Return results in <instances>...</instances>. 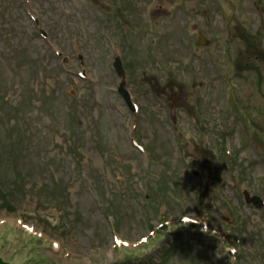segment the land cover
<instances>
[{"label":"rangeland","instance_id":"374dc122","mask_svg":"<svg viewBox=\"0 0 264 264\" xmlns=\"http://www.w3.org/2000/svg\"><path fill=\"white\" fill-rule=\"evenodd\" d=\"M0 264H264V0H0Z\"/></svg>","mask_w":264,"mask_h":264},{"label":"water","instance_id":"95a60500","mask_svg":"<svg viewBox=\"0 0 264 264\" xmlns=\"http://www.w3.org/2000/svg\"><path fill=\"white\" fill-rule=\"evenodd\" d=\"M121 66H122V65H121V60L119 59V60L117 61V63H116V67H117L118 72H119L120 74H123V71H124V70H123V68H122ZM254 202H255V204H256L257 206L262 205V200H261V198H259V197L255 198Z\"/></svg>","mask_w":264,"mask_h":264},{"label":"trees","instance_id":"16d2710c","mask_svg":"<svg viewBox=\"0 0 264 264\" xmlns=\"http://www.w3.org/2000/svg\"><path fill=\"white\" fill-rule=\"evenodd\" d=\"M225 248H226V245H225Z\"/></svg>","mask_w":264,"mask_h":264},{"label":"bare ground","instance_id":"6f19581e","mask_svg":"<svg viewBox=\"0 0 264 264\" xmlns=\"http://www.w3.org/2000/svg\"><path fill=\"white\" fill-rule=\"evenodd\" d=\"M256 205V204H255ZM257 206V205H256Z\"/></svg>","mask_w":264,"mask_h":264}]
</instances>
